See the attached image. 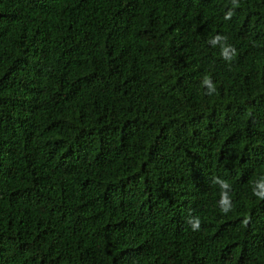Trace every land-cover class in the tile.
Instances as JSON below:
<instances>
[{"label": "trees", "instance_id": "1", "mask_svg": "<svg viewBox=\"0 0 264 264\" xmlns=\"http://www.w3.org/2000/svg\"><path fill=\"white\" fill-rule=\"evenodd\" d=\"M262 196L264 0H0V264H264Z\"/></svg>", "mask_w": 264, "mask_h": 264}, {"label": "clouds", "instance_id": "2", "mask_svg": "<svg viewBox=\"0 0 264 264\" xmlns=\"http://www.w3.org/2000/svg\"><path fill=\"white\" fill-rule=\"evenodd\" d=\"M204 83L208 84L209 88L212 87L211 84H209V81L207 79L204 81ZM218 183H220L222 189H227L229 187V185L224 181H218ZM262 198H264V196H262ZM221 208H222V211L225 213H227L230 210V204H229V200L227 199L226 194L222 195ZM199 223L200 222L198 218L192 221V227L194 230L199 228Z\"/></svg>", "mask_w": 264, "mask_h": 264}]
</instances>
